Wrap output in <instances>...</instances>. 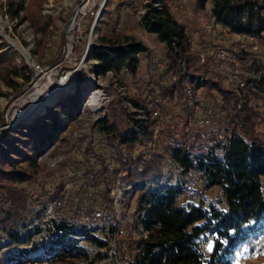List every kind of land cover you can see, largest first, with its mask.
<instances>
[{"label":"trees","instance_id":"obj_1","mask_svg":"<svg viewBox=\"0 0 264 264\" xmlns=\"http://www.w3.org/2000/svg\"><path fill=\"white\" fill-rule=\"evenodd\" d=\"M42 2L8 0L10 15L19 23L28 19L41 39L49 32L52 19L50 14L41 13ZM194 2L201 8L209 6L215 25L233 34L244 37L252 34L259 39L262 57L252 60L254 74H247L244 79L245 89L260 97L264 105V0ZM139 19L148 32L155 33L165 44L159 73L157 76L150 73L139 91L129 90L126 97L134 106L133 111L127 110L116 96L108 101L106 113L95 118L93 126L104 134L107 153L116 162L112 171L123 172V180L135 183L128 223L142 236L133 237L131 230H124L117 222L104 174L106 164L99 167L88 164L83 170L87 204L80 201L81 195L76 198L67 190L68 204L55 207V216L46 227L52 233L50 243L44 246L40 242L39 247L43 245L44 251L37 252V245L31 250L24 245L32 235L30 230H24L28 233L21 237L20 228L29 229L26 226L33 218L27 212L28 194L22 183L38 180L42 169L38 157L56 146L64 138L66 124L80 115L82 90H77L58 98L40 118L16 130L19 132L12 133L10 128L0 134V235L5 237L7 250L12 252L2 255L0 262L70 264L74 259H84L93 263L96 258L111 257L104 264H235V251L264 234V106L252 105L248 95L240 96L234 88L224 86L210 74L209 57L200 61L199 50L192 47L186 24L169 10L165 0L146 2L145 13ZM102 27L98 40L92 43L91 56L97 60L93 64L95 70L105 74L126 69L137 78V53L145 52L150 62L154 55L151 47L131 34L114 31L109 16L102 21ZM5 43L4 40L0 43V75L8 86L16 87L20 82L10 78L7 72L21 74L23 83L32 74H24L18 68L12 53L3 49ZM233 51L240 59L250 53L244 47ZM22 63L21 68L26 66ZM177 108L183 110L179 117L173 113ZM207 108L211 109L212 123L196 127V121ZM153 110L162 119L157 128L160 147L178 171L175 187L159 172L162 154L148 150L143 156L138 150L153 137L157 124ZM142 111L144 116L140 115ZM218 112L223 119L217 117ZM178 120L182 121L180 125ZM222 128L229 131L225 141L217 137ZM82 153L100 156L89 142ZM164 175L167 179L161 183ZM199 180L202 186L198 187L195 182ZM147 181L156 186H149ZM211 186L218 187L219 196L205 200V189ZM62 190L63 186L44 192V202L60 197ZM94 196H100L101 200ZM102 202V219L115 237L116 252H109L112 244L108 237L78 218L83 209L92 214L94 207ZM202 236L211 238L208 254L200 245ZM81 239L103 250H96L91 256Z\"/></svg>","mask_w":264,"mask_h":264},{"label":"rangeland","instance_id":"obj_2","mask_svg":"<svg viewBox=\"0 0 264 264\" xmlns=\"http://www.w3.org/2000/svg\"><path fill=\"white\" fill-rule=\"evenodd\" d=\"M82 1L43 0L40 8L41 13L50 14L52 19L49 32L41 39V35L34 31L28 19L19 23L16 17H12L8 12V0H0V43L2 40L6 42L3 49L7 48L12 53L18 68L24 74H32L29 80L23 83L24 78L21 74L13 75L11 72H7L10 78L20 82L16 87L8 86L0 75V134L10 128H13L12 133L19 132L16 130H20L30 121L40 118L58 98H63L68 92L74 93L77 90H82L80 115L66 124L63 133L64 138L52 149L47 150L38 157L42 165L38 180L22 183L28 194L25 202L27 212H29L33 221L26 226L29 229L20 228V233L23 237L28 233L24 230H30L32 237L27 241L25 240L24 245L29 250L37 245L39 249L37 252L42 249L44 251L45 240L49 238L46 231L42 229L38 231L35 228L36 226L41 228V212L37 205L44 203L46 200L43 198L44 192H51L63 186L62 192L69 190L76 198L81 195L82 199L80 201L86 205L88 190H86V182L84 181L86 177L83 175V170L85 165L88 164L95 167L101 166L102 163L106 164L107 168L104 174L110 192L109 200L116 220L124 230H131L133 237L142 236L139 231L132 229L128 223L132 215L133 196L127 199L129 197L128 193L123 192L122 197H119V189L125 180L121 177L122 172L115 174L112 171L116 162L111 154L107 153L108 149L105 146L104 134L93 126V122L95 118L106 113L108 101L116 96L121 98L127 110L133 111L135 109L126 96L129 94V90L139 91L143 81L148 78L150 73L157 76L162 66L165 44L158 39L155 33L148 32L140 22L137 8L139 5L142 6L143 0H137L128 10L122 9L120 0H106L97 17L93 14L83 15L77 11V6H80ZM179 1L184 3L173 8L172 12L180 21L186 24L192 39L191 42H199L202 46L200 49L205 52L206 59L209 57L210 74L220 79L224 86L234 89L237 87L236 78L241 79V75L254 74L252 60L262 57V50H251L249 42L244 36L230 33L219 25L214 24L210 33L205 32L195 20V16L190 17L187 14V10L194 12L196 8L194 0ZM99 2L100 0H96L95 5L97 7L100 6ZM174 3L177 2L174 1ZM108 16L109 21L113 22L114 31L131 34L152 49L154 55L150 62H148L145 52L137 53V78L133 77L126 69H123L120 73L108 71L101 74L93 66L97 60L91 56L92 43L98 40V36L103 29L102 21L107 19ZM221 46H226L230 50H233V48L240 50L241 47H244L250 52L248 57L241 59L238 77L232 76L231 62L219 59L214 52L210 53V49L217 50ZM192 47L196 49L194 44H192ZM22 62L26 65L23 68H21ZM37 88L41 89V92L35 99H31L30 93ZM96 90H98V93L92 97L93 91ZM239 92L240 96H243L244 93L248 95L252 105L258 108L264 106L263 100L248 89L244 88ZM173 113L179 117L182 115L183 110L177 108L173 110ZM199 113L200 111H198ZM140 115L144 116L143 111L140 112ZM59 117L64 120L63 115H59ZM217 117L223 119L222 113L218 112ZM181 122V120H178V125ZM161 124L162 119H160V123L156 124L155 130ZM14 141L17 142L16 139ZM87 142L92 145L94 152L100 154V156L92 153L86 155L82 153ZM147 142L150 143L149 150H155L162 154L161 163L168 160L167 155L163 153L160 147L161 143L157 133ZM101 158L103 161H100ZM81 159L84 161H81ZM166 179L165 175L161 176V183L165 182ZM195 184L198 187L202 186V181L199 180ZM205 192V200L211 196H219L217 186L208 187ZM188 197L190 196L188 195ZM96 198L97 201L101 200L100 196ZM128 202L130 205H128ZM103 203L100 205L101 207ZM63 210L59 212L62 213ZM199 240L203 251L208 254L212 245L211 238L202 236ZM40 242L44 244L42 249L39 247ZM81 243L89 249L91 256L96 250H103V248L87 240H82ZM7 247L5 237L0 235V257L12 253L7 250L9 248ZM111 248L112 250L109 249L110 253L112 251L116 252L115 237ZM30 253L35 252L31 251ZM109 260H111V257L101 260L96 258L93 263L84 259H74L70 264H104ZM234 260L235 264H264V234L254 238L252 242L248 241L240 246L235 251ZM0 264H6V262L2 261Z\"/></svg>","mask_w":264,"mask_h":264},{"label":"built area","instance_id":"obj_3","mask_svg":"<svg viewBox=\"0 0 264 264\" xmlns=\"http://www.w3.org/2000/svg\"><path fill=\"white\" fill-rule=\"evenodd\" d=\"M105 1L106 0H100L99 2L100 4L98 3L100 6L97 7L95 5L96 0H83L80 6H77V11L81 12L83 15L93 14L95 17H97ZM136 1L137 0H120V3H121L123 10H128L131 8V5L135 3ZM148 1L149 0H143L142 6L139 5V7L137 8V11H138L137 13L139 17L144 15L145 10H146V2ZM174 1H176L177 3H174ZM165 2L171 12L173 8L181 6L182 3H184L183 1H179V0H165ZM154 4L157 5L158 2H154ZM187 14L188 16L190 15V17L195 16L194 17L195 20L199 23V25L203 28L205 32L210 33L212 31L215 17L211 9L209 8V6L206 8H201L196 5L194 12H192L191 10L189 11L187 10ZM245 38L249 42V46L251 50L253 51L262 50V45L260 44V41L256 36L252 34H248L245 36ZM191 43L194 44V47H196L197 50H199L200 61L201 62L204 61L206 59V55H205V52L200 49L202 47L201 44L199 42H196V43L191 42ZM209 51L210 53L214 52L219 59L228 60L229 62H231L232 76L233 77L239 76L238 72L240 70L241 59L238 57V55L233 50L226 48V46H221L217 50L210 49ZM65 75L66 73L64 74V76ZM200 79H202V77H200ZM236 79H237V87L235 88V90L240 95L239 90L246 88L247 82L245 81L244 76L242 75H241V79H238V78ZM205 111H206L205 114L199 116L198 120L196 121V124H195L196 127L207 126L212 123L211 109L207 108ZM152 113L157 118V124L160 123L159 112L157 110H153ZM228 132H229L228 130L225 131L223 128L219 129L217 133L218 139L221 141H225L226 135L229 134ZM156 133H157V130H155L153 135L155 136ZM149 148H150V143L147 142L146 145L138 147V150L142 152L143 156H146L148 154ZM159 172L167 176L169 180L168 181L169 184H171L173 187L177 186L178 171L176 169V166L172 162L171 158L168 157V160H164L162 162ZM147 183L149 184V186H153V187L156 186V184L153 183L152 181H147ZM135 190H136V187L133 181H125L122 187L119 189V197H122L123 192H127L129 195L127 199H129L135 194ZM66 192L67 190L63 191L60 197H57L52 200L49 199L46 202L37 205V208L40 209V212H41V216H40L41 228L40 227L39 228L46 231L47 234L49 235V238L45 240L46 244H49L52 238V233L46 229V227L49 225V219L55 216V207H62L67 203ZM188 193H191V191H189ZM102 208L103 207H101L100 205H97L96 207H94L92 214L87 213L86 210L83 209L78 215V218H79V221L81 223H85L87 227L94 228L101 235L108 237L109 242L113 244L114 237L111 236L109 226L102 219ZM76 227H80V224H77ZM143 233H144L143 235H145V232ZM40 248L42 249V247ZM110 249L112 250V248Z\"/></svg>","mask_w":264,"mask_h":264},{"label":"bare ground","instance_id":"obj_4","mask_svg":"<svg viewBox=\"0 0 264 264\" xmlns=\"http://www.w3.org/2000/svg\"><path fill=\"white\" fill-rule=\"evenodd\" d=\"M41 92V89H39V88H37V89H35L32 93H30V98L31 99H35L37 96H38V94ZM96 93H98V90H96V91H93V94H92V97H94V95H96ZM29 95V94H28ZM42 95V94H41ZM39 104V103H38Z\"/></svg>","mask_w":264,"mask_h":264},{"label":"snow or ice","instance_id":"obj_5","mask_svg":"<svg viewBox=\"0 0 264 264\" xmlns=\"http://www.w3.org/2000/svg\"><path fill=\"white\" fill-rule=\"evenodd\" d=\"M211 250V249H210Z\"/></svg>","mask_w":264,"mask_h":264}]
</instances>
